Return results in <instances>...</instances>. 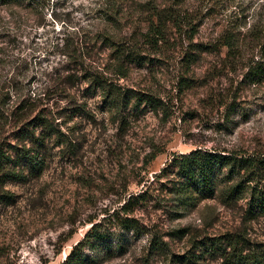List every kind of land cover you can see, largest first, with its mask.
<instances>
[{
  "label": "rangeland",
  "instance_id": "obj_1",
  "mask_svg": "<svg viewBox=\"0 0 264 264\" xmlns=\"http://www.w3.org/2000/svg\"><path fill=\"white\" fill-rule=\"evenodd\" d=\"M98 4V0H41L39 6L0 8V87H9L10 98L4 111L7 118L0 120V138L12 140L24 125L9 115L12 100L18 98L15 93L23 96L41 87L47 93L40 108L58 117L55 122L70 132L72 141L57 144L48 139L40 173L0 186V264H61L91 226L90 219L102 222L115 242L122 230L103 218L106 210L144 189L174 154L200 147L264 151V0H130L121 21L122 35L131 38L146 26L148 14L143 10L150 5L171 6L182 14L187 11L189 24L197 28L192 41L205 48L192 67L194 86L180 99L174 98L165 113H155L145 104L118 113L98 93L82 96L83 84L78 80L69 89L57 88L64 80L56 72L62 65L54 45L73 29V20L86 25V32L93 31ZM185 23L181 29L172 28L170 41L178 44L174 49L145 47V59L119 79L124 89L171 97L181 42L186 44L189 31ZM224 39H231L233 47L222 45ZM249 66L260 70L254 83L245 77ZM83 97H88L92 118H68L75 101ZM230 104L238 110L226 120L224 111ZM2 195L12 198L3 201ZM243 203L226 205L217 197L174 215L170 201L154 200L133 214L145 225L147 235L135 239L129 235L125 250L95 264H173L170 256L184 253L190 233L203 237L241 231ZM263 226L260 218L246 226L247 232L261 238ZM178 228L187 229V235L171 237ZM150 233L161 235L168 248L146 262L143 249ZM201 264H217V260L208 257Z\"/></svg>",
  "mask_w": 264,
  "mask_h": 264
},
{
  "label": "trees",
  "instance_id": "obj_2",
  "mask_svg": "<svg viewBox=\"0 0 264 264\" xmlns=\"http://www.w3.org/2000/svg\"><path fill=\"white\" fill-rule=\"evenodd\" d=\"M98 1V8L95 10L98 13L96 23L91 24L95 25L94 30L86 32V25L83 26L80 20H71L70 26L73 29L64 32L61 41L54 45L60 58L58 64L62 65L56 72L59 71L58 76H62L64 80L57 88L69 89L78 80V83L83 84L82 90L85 94L82 96H86L88 92L98 93L118 113L126 107L137 109L141 104H145L155 113H165L174 98L194 86L192 67L204 48L192 41L196 26L189 24L187 11L182 14L171 6L160 8L150 5L143 10H147L148 14L144 20L147 22L146 26L140 29L139 33L127 38L120 31L121 21L129 10L130 0ZM24 3L28 6H39L41 0H0V8ZM183 20L189 31L186 44L182 45L183 41H180L183 51L176 69L173 85L175 91L171 97H163L151 91L124 89L118 81L128 75L131 65L140 64L145 59L142 56L145 47H148V50H167L168 47L174 49L178 45L177 42L170 41V34L174 32L172 28H182ZM248 32H251V29ZM222 45L233 47L231 39H224ZM258 76L260 70L257 67H250L245 77L254 83ZM51 87H55L54 84ZM4 89L7 90L4 92ZM46 91L38 87L23 96L15 93L18 98L12 100L9 115L24 125L19 126L12 140L0 138V186L10 181L24 182L31 173L35 175L40 173L45 167L44 151L48 139L54 140L57 144L72 142L69 140L70 132L65 133L60 129L61 124L55 122L58 117L40 108L45 100ZM8 94L9 87H0V120L7 118L4 111L7 100L10 99ZM86 98L88 97L75 101L76 104L68 118L73 116L92 118ZM237 110L235 105H228L224 111L225 119L228 120L229 117L233 119L232 115ZM33 112L35 113L30 118ZM153 183L156 185L152 186ZM166 195L168 197L164 198ZM160 196L173 204L174 215L196 208L203 200L217 197L226 205L244 201L241 205V220L245 226L241 231H227L203 237L190 233L189 247L183 251L184 253L170 256L173 264H201L202 260L208 257L217 260V264H264V226L261 238L250 237L246 227L250 226L252 221L264 219V151L245 152L235 149L230 151L224 147H200L188 153L174 154L144 189L125 197L121 205L106 210L103 218L113 220L115 222L113 224L122 230L115 235L116 245L112 244L113 234L108 232L109 229L102 227V222L90 219L91 226L82 239L72 246L61 264L100 263L112 256L116 250L119 252L125 250L129 235L134 239L147 235L145 225L133 214L139 207H146L154 200L160 201L162 198ZM11 198V195H2L3 201ZM187 233V229L178 228L171 231L170 235L173 238H183ZM167 248L168 242L164 241L161 235L150 233L147 246L143 249L146 262L157 254H165ZM85 250L88 252L85 253Z\"/></svg>",
  "mask_w": 264,
  "mask_h": 264
}]
</instances>
